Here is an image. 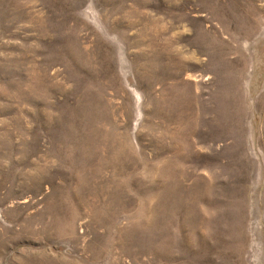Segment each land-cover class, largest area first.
<instances>
[{"label":"rangeland","instance_id":"obj_1","mask_svg":"<svg viewBox=\"0 0 264 264\" xmlns=\"http://www.w3.org/2000/svg\"><path fill=\"white\" fill-rule=\"evenodd\" d=\"M0 264H264V0H0Z\"/></svg>","mask_w":264,"mask_h":264}]
</instances>
